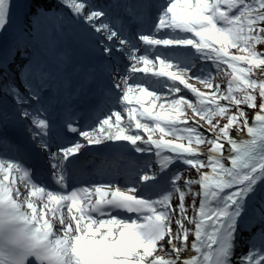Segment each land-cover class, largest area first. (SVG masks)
I'll use <instances>...</instances> for the list:
<instances>
[{
    "label": "snow or ice",
    "instance_id": "6c2138e0",
    "mask_svg": "<svg viewBox=\"0 0 264 264\" xmlns=\"http://www.w3.org/2000/svg\"><path fill=\"white\" fill-rule=\"evenodd\" d=\"M64 7L86 26L77 43L90 62L72 71L70 50L56 51ZM0 53V264H264V0H0ZM74 75L96 82L97 108L110 105L90 131L73 122ZM58 122L87 145L153 153L158 168L136 165L123 188L120 164L74 185L85 145L53 151ZM23 138L51 187L7 155Z\"/></svg>",
    "mask_w": 264,
    "mask_h": 264
},
{
    "label": "bare ground",
    "instance_id": "6f19581e",
    "mask_svg": "<svg viewBox=\"0 0 264 264\" xmlns=\"http://www.w3.org/2000/svg\"><path fill=\"white\" fill-rule=\"evenodd\" d=\"M96 1H98L99 2V4L100 5H102V6H106V5H109V4H111L112 2H113V0H96ZM96 1L95 0H92V2H95L96 3ZM56 7H57V9L58 10H61V6L60 5H56ZM62 11H63V13H64V15H65V18H66V21H70V19H71V17H70V15L68 14V8H66V7H64V8H62ZM112 13H113V16H116L118 13H117V10H115V9H113L112 10ZM119 15H123V12L121 11V12H119ZM85 27L86 26H84V25H78V26H76V27H74V26H70L68 23H66V27H65V33H66V41H67V43H66V45L65 44H61L60 46H58L57 47V49H56V51H60V50H63L65 47H67V49H69V50H71V46H70V39L71 38H82V36H83V34H84V29H85ZM27 50V49H26ZM38 51H40V49H38ZM55 53H48V55H54ZM19 55V53L17 52V54H16V58H15V63L14 64H10L9 66L13 69V74H16L18 71L16 70V64H21V65H23L24 64V62L26 61V60H21V59H18V56ZM40 55L41 56H45L46 55V53L44 52V51H40ZM18 56V57H17ZM29 56H31V55H29ZM127 66V65H126ZM121 67H122V65H121V62L119 61V68L121 69ZM124 68H125V66H124ZM138 75H142V74H138ZM118 92H119V90L118 89H116V94H118ZM115 97H116V95H115ZM115 97L112 99V101H111V104H114L115 103ZM145 104L147 105V101H145ZM109 106L110 105H106L102 110H103V112H99L97 115H95L93 118H91L90 119V124H89V127L91 126V124L92 123H95L96 122V120H97V117H99L100 119H103L104 118V115H107V113H108V111H109ZM114 110H119V106L118 105H115V108H114ZM101 115H103L102 117H101ZM251 122V121H250ZM96 125V123L95 124H92V126L87 130V131H90L91 129H92V127H94ZM83 131H85V129L83 130ZM243 134H240V135H233L234 137H236L237 139H240L241 138V136H242ZM76 142H80V143H82V144H84L85 145V147L84 148H87L89 145H87V143H86V141L84 140V138L82 137V136H78V138L76 139V141L74 142V143H76ZM68 146H71V145H68ZM95 146H103V145H95ZM83 148V149H84ZM129 148H131V146L129 145ZM82 149V150H83ZM88 149V148H87ZM81 150V151H82ZM137 154H141V157L142 158H144V157H146V158H149V156L150 157H152L153 156V153H137ZM91 155V157L93 158L94 156V154L92 155V154H90ZM140 157V158H141ZM95 158V157H94ZM99 162V166L101 167V168H103L104 169V174H106V175H109V174H111V173H113L114 171H115V169L113 168V166L110 164V162H104V161H100V160H98ZM136 165V164H135ZM133 166L134 165H127V164H121V168H120V171H119V176H127V178H125V179H122V178H119L118 176L116 177L117 179V181H119V180H121L122 182H125V183H127V181L131 178V176H130V174L134 171V169H132L133 168ZM141 167H143V164L141 165ZM49 172H50V169L48 168V170L46 171V178L48 179V174H49ZM119 179V180H118ZM49 180V179H48ZM120 182V181H119ZM121 183V182H120ZM118 185L119 186H121V188H123L124 187V185L125 184H123V183H121V185L118 183ZM246 234V233H245ZM245 234H243V235H245ZM191 239H192V237H190L189 238V240L191 241ZM243 240V238H241L239 241H238V247H237V249H236V253L237 252H239L240 251V249H241V241ZM184 255L185 256H187L188 255V253H184Z\"/></svg>",
    "mask_w": 264,
    "mask_h": 264
},
{
    "label": "rangeland",
    "instance_id": "374dc122",
    "mask_svg": "<svg viewBox=\"0 0 264 264\" xmlns=\"http://www.w3.org/2000/svg\"><path fill=\"white\" fill-rule=\"evenodd\" d=\"M198 62V63H197ZM196 64H197V67H203V68H205V69H208V68H210L211 67V65L210 64H208V63H205V62H203V61H200V60H197L196 61ZM228 71H230V70H228ZM216 82L217 83H221L222 85L223 84H225L226 83V79H225V77H223L222 75H218V76H216ZM192 83H194L195 84V86L196 87H198V88H201V90L202 91H206L204 88H203V86L202 85H200V84H198V83H196V81H191ZM182 87V86H181ZM188 95V98L189 99H192V97H191V94H187ZM103 115H101V117H102ZM100 117V116H99ZM251 118H252V112H251V110H249V120L251 121ZM96 123V122H95ZM95 123H92V124H95ZM92 124H91V126H92ZM90 126V127H91ZM90 127H88L87 128V130L90 128ZM86 129H85V131H87ZM232 135H238L236 132H233L232 133ZM166 139H171V137H166ZM150 158V159H149ZM149 158H146V157H144L143 158V160L144 161H148V160H151L152 161V164H151V167H150V169H147V171L150 173L151 171H153V170H155V169H157V167H158V165L155 163V161L153 160V159H155V157H149ZM181 170H183L184 169V167L185 166H183V165H179L178 166ZM184 175L185 176H189V175H191L192 177H195L196 176V173H195V171H186V172H184ZM186 202L187 203H190L191 202V197H188L187 198V200H186ZM247 233L244 235V237H247ZM259 244V243H258ZM248 250H249V245L247 244V243H245L244 242V239L241 241V249H240V251L239 252H237L236 253V255L237 256H239L241 253H246V252H248Z\"/></svg>",
    "mask_w": 264,
    "mask_h": 264
},
{
    "label": "trees",
    "instance_id": "16d2710c",
    "mask_svg": "<svg viewBox=\"0 0 264 264\" xmlns=\"http://www.w3.org/2000/svg\"><path fill=\"white\" fill-rule=\"evenodd\" d=\"M214 70V69H213Z\"/></svg>",
    "mask_w": 264,
    "mask_h": 264
}]
</instances>
